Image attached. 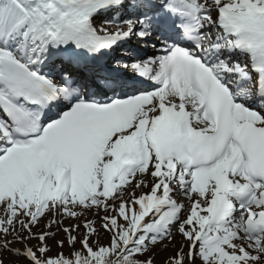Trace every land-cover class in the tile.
Listing matches in <instances>:
<instances>
[{
  "label": "snow or ice",
  "instance_id": "snow-or-ice-1",
  "mask_svg": "<svg viewBox=\"0 0 264 264\" xmlns=\"http://www.w3.org/2000/svg\"><path fill=\"white\" fill-rule=\"evenodd\" d=\"M157 246L264 264V0H0V264Z\"/></svg>",
  "mask_w": 264,
  "mask_h": 264
},
{
  "label": "bare ground",
  "instance_id": "bare-ground-1",
  "mask_svg": "<svg viewBox=\"0 0 264 264\" xmlns=\"http://www.w3.org/2000/svg\"><path fill=\"white\" fill-rule=\"evenodd\" d=\"M133 44L136 47L141 48L140 44L137 41L133 40ZM141 54L144 55L145 53H141ZM179 241H180L179 239H176V244H178ZM155 251L159 254L156 255V264H164L165 258L170 256L175 251V247L169 246L167 250L161 251L160 247L157 246V249Z\"/></svg>",
  "mask_w": 264,
  "mask_h": 264
},
{
  "label": "rangeland",
  "instance_id": "rangeland-1",
  "mask_svg": "<svg viewBox=\"0 0 264 264\" xmlns=\"http://www.w3.org/2000/svg\"><path fill=\"white\" fill-rule=\"evenodd\" d=\"M62 235V234H61ZM107 239H108V234L107 233H102V235H101V242L102 243H106L107 242ZM33 243H35V241H33ZM67 249H65V251H66ZM54 251H55V249H54ZM157 255H159V254H157Z\"/></svg>",
  "mask_w": 264,
  "mask_h": 264
}]
</instances>
